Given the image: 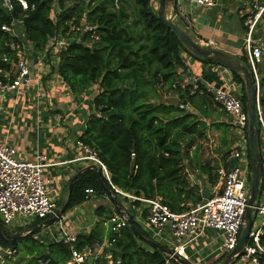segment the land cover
<instances>
[{
	"label": "trees",
	"instance_id": "obj_1",
	"mask_svg": "<svg viewBox=\"0 0 264 264\" xmlns=\"http://www.w3.org/2000/svg\"><path fill=\"white\" fill-rule=\"evenodd\" d=\"M26 1L28 9L15 0L10 10L0 6V79L6 73L10 78L15 77L18 56L11 50L10 43L19 42L2 26L21 20L19 29L27 41L36 52L47 53L49 63L55 60L56 73L71 94L79 96L92 87L98 88L79 141L95 152L107 167L112 184L136 197H161L175 213L186 212L191 206L203 202L205 199L200 188L188 183L186 164L194 161L190 150L195 147L196 156L207 142L208 130L225 124L209 125L206 119L209 117L208 108L215 106L213 96L200 84L194 89L192 84L184 83L183 75L188 71L184 56L217 63L191 55L163 23L160 14L154 11L153 0ZM86 26L92 29L86 30ZM58 37L65 39L67 45L55 55L50 51L49 43ZM241 59L249 66L246 54ZM260 72L259 100L264 118V59ZM232 77L243 86V93L238 97L247 111L244 78L236 73H232ZM167 96L178 98L186 108L166 101ZM246 140L248 142V125ZM222 141L220 162L223 165L230 157V146H226L225 136ZM259 141L263 163L260 134ZM247 152L249 159V147ZM221 163L206 161L202 165V172L209 175L212 185L217 183ZM236 164L234 159L229 169ZM224 167L228 169L226 165ZM103 178L110 186L105 176ZM87 189H93L98 196L108 197L97 173L88 169L75 181L66 213L87 200ZM113 192L119 197L115 190ZM260 195L261 192L258 199ZM132 206L134 214L124 206L128 217L143 236L151 238L135 219L138 208H143V217L147 215L144 204L134 201ZM96 211L104 221L115 214L103 206ZM44 221L37 220L36 224ZM26 237L30 239L32 236ZM0 239L3 245L17 249L19 240L8 243L2 233ZM33 240L30 255L40 250L39 258H34L36 264L39 259L47 258L51 259L49 264H67L72 258L68 244L55 242L46 250L42 243ZM106 240L108 246L100 256L92 263L89 258L85 264H167L168 254L144 243L127 224L109 235L102 229L78 235L75 247L80 252L89 250L94 253ZM159 244L169 249L167 245ZM261 245L264 248V238ZM259 259L264 264V254H260ZM0 264H11L10 257L0 259Z\"/></svg>",
	"mask_w": 264,
	"mask_h": 264
},
{
	"label": "built area",
	"instance_id": "obj_2",
	"mask_svg": "<svg viewBox=\"0 0 264 264\" xmlns=\"http://www.w3.org/2000/svg\"><path fill=\"white\" fill-rule=\"evenodd\" d=\"M12 1L0 0V6L10 10L12 9ZM15 1H18L24 9H28V2L26 0ZM192 1L198 6H215L214 0ZM21 25L22 21L17 20L12 25L2 26L4 31L12 34L19 40V42L12 41L10 43L11 50L16 52L18 56V62L15 64L16 74L14 78H10L8 73H6L4 78L0 79V96L3 97L13 91H19L22 88L27 89L30 86L38 84V81L35 82L29 61L30 50H33V48H31L27 38H25L19 29ZM243 26L246 30L244 40L245 54L256 83L258 94L259 134L264 144V118L259 100L261 89L260 65L264 59V48L260 44V38L264 36V0H249V9L244 14ZM91 29V27L86 26V30ZM213 44L215 42L211 40L206 45H209L208 47L211 48ZM66 45L67 41L62 37H58L50 41L49 48L52 54L56 55ZM47 61V53H44L40 62ZM225 70L229 76H232V72L228 69ZM199 84L212 94L215 106L227 114L230 124L238 130L241 138L238 144L230 150V158L237 160V164L231 169H226L224 165H221L217 171L219 178L210 198L191 206L186 212H173L163 199L158 196L146 199L121 191L112 184L110 173L107 167L98 159L97 154L78 141V145L82 146L85 150V155L80 156L78 160L96 164L102 171L103 176L109 181L111 188L119 196L131 199V203L134 201L142 202L146 208L147 215L143 217L141 222H143L147 232L151 234V238L157 242L162 241L165 245H171L172 247L168 248L187 261H189V255L185 251L186 247L207 233V231L217 232V238L221 239V244L214 250L215 256L219 255L222 257L234 250L244 225L251 176L250 160L247 156L248 152L247 155L244 154V151H247L248 147L246 140L248 113L245 111L241 99L235 94L233 83L227 82L222 87L203 85L198 80L192 83L194 89H197ZM178 105L181 108H186V106L180 103ZM242 141L246 144L244 145ZM54 165H57V163L49 162L48 158L41 154L37 155L34 161L24 160L19 156V152L15 146L6 142H0L1 222L5 225H12L16 221H19L18 224H23L24 226L31 223V221L45 220L55 215L57 201L51 195L49 180H46L45 177L47 168ZM261 181L262 183L264 182L263 170ZM86 193L87 200L95 195L93 189H87ZM253 210L256 214L254 225L244 252L239 256L235 264H261L259 255L264 254V248L261 245V240L264 238V202H257ZM127 218V216L115 213L108 220L106 232L108 234L118 232L127 224ZM57 222L61 223L62 236L56 242L70 245L72 258L69 264H85L89 258L96 259L100 256L103 249L108 246V241L106 240L102 245L98 246L94 253L89 250L80 252L75 247L77 235L69 233L63 228L62 217ZM172 242L176 244H172ZM168 257L169 259H174L173 255H168ZM107 258L110 259L111 256ZM38 262L39 264H49L51 259H39ZM167 264H169L168 260ZM198 264L201 263L199 262Z\"/></svg>",
	"mask_w": 264,
	"mask_h": 264
},
{
	"label": "crops",
	"instance_id": "obj_3",
	"mask_svg": "<svg viewBox=\"0 0 264 264\" xmlns=\"http://www.w3.org/2000/svg\"><path fill=\"white\" fill-rule=\"evenodd\" d=\"M214 1L215 6L207 7L195 5L192 0H177L174 8L175 16L178 14L182 21L185 17L184 22L188 26L187 31L199 43L207 44L208 41L212 40L215 44L211 45V48L220 49L242 58L245 55L244 40L246 36L242 21L244 14L249 9V0ZM169 7V9L173 10L171 6ZM236 16L239 17V21L235 25ZM260 39V44L264 48V36ZM30 46L33 48L31 44ZM30 51V66L35 82L38 81L37 85L39 86L33 85L27 89L22 88L19 91H13L4 97L0 96V142L15 146L19 156L24 160L34 161L37 155L41 154L45 155L49 162L57 163V165L47 168L45 177L46 180H49L51 195L58 201L65 193L67 199L69 179H72L79 170L91 164L90 162L78 160L80 156L85 155V150L78 145V141L85 130L89 114L91 113L93 98L97 94L98 88L92 87L87 93L79 96L71 94L56 73L57 64L55 60L52 59V63H49L48 60L44 67L40 62L43 54L36 52L34 49ZM184 62L188 67L187 73L183 75L185 84H192L195 80H198L203 85L222 87L227 82H230L233 83V89L237 94L241 95L243 93V86L235 82L232 76L227 74L225 67L192 59L188 55L184 56ZM41 74H45V76L42 78ZM36 95L38 96L36 97ZM175 98H168L167 96L165 100L175 102ZM208 113L209 117L206 120L209 125L214 123L225 125L221 128H210L207 133V142L203 144L196 156H194L196 148L193 147L190 150L191 159L194 161L191 164L189 163V165L188 163L186 164L188 183L190 186H198L202 196L206 188L210 190L211 194L215 186L210 183L209 175L202 172V165L206 161H212L213 164L221 163L222 155L220 149L224 146L222 137L225 136L227 138L226 146L229 145L230 150L238 144L241 138L238 130L230 124V119L225 112L213 105L208 108ZM224 129L227 131L223 132ZM242 143L246 144L243 141ZM213 145L214 148H212ZM263 151L264 146L262 147L264 158ZM244 154L247 155V151H244ZM233 160L228 157L226 159L227 163L224 161L223 163L226 164L223 165H226L229 169ZM260 192L261 195L257 202H264V182L262 183V181ZM101 206L118 214L109 197L95 194L80 206L69 210L62 217L63 228L77 236L86 235L96 229L107 231L108 221H104V218L98 216L96 211ZM132 210L135 209L132 208ZM142 211L143 208L136 210L135 219L145 229L143 222H141L143 219ZM36 221H31L29 224H34ZM17 223L19 221L14 224ZM2 224L4 223L2 222ZM28 225H24V227ZM52 225L55 226V228L53 227L55 230L52 227L53 230L47 229L49 226H45L42 229H37L38 226H36L34 229L33 239L42 243L46 250H48L50 244L55 243L62 236L61 223L55 222ZM45 231L49 236L45 234ZM56 232L59 233L58 236ZM208 233V236L212 237L211 241L210 238L208 239L205 236L207 234L205 233L188 245L186 251L188 252L192 247L194 250L190 253H193V256L196 252L198 255L204 252L203 255L205 254V256L203 259H209L211 254H214L213 241L217 238V233L215 231ZM212 235H215V237ZM199 240H202V245L196 247ZM172 244L176 243L172 242ZM34 254L39 255L40 250L35 251ZM218 256L216 255L215 258ZM194 258L196 257L194 256ZM93 260L96 259L91 258L90 262L92 263Z\"/></svg>",
	"mask_w": 264,
	"mask_h": 264
},
{
	"label": "water",
	"instance_id": "obj_4",
	"mask_svg": "<svg viewBox=\"0 0 264 264\" xmlns=\"http://www.w3.org/2000/svg\"><path fill=\"white\" fill-rule=\"evenodd\" d=\"M177 0H161V8L159 11L160 18L163 23L176 34V36L183 43L185 48L190 52L191 55L195 57H200L203 59H209L218 65L225 67L232 73H236L241 75L245 81L246 87V95H247V113H248V147L250 151V164H251V186L249 190V196L247 200V209L244 217V225L239 236L238 243L233 251L225 256V258L219 264H235L236 260L239 256L244 252L245 246L248 242V238L250 232L254 225V205L257 203L258 196L260 194V185L262 179V156H261V148L259 141V122H258V111H257V102H258V94L256 83L253 77V74L249 68V66L243 62V60L233 54L225 52L220 49H213L208 46L202 45L199 43L194 36H192L186 29L182 28L178 24L174 22L175 16V5ZM171 6L174 11L172 16L168 15L167 8ZM178 99L175 98L174 104L178 105ZM92 169L97 173V176L104 187L108 197L110 198L113 205L116 207L117 211L123 215L127 216V212L124 208V205L120 201L119 197H117L112 188L105 182L103 178L102 171L96 164H90L84 169L79 170L72 177L69 187H68V196L65 204L62 208L50 219L41 223L37 229H42L45 226H50L57 222L67 211V207L70 203V195L74 186L75 181L78 177L84 173L86 170ZM211 196L210 190L205 189L203 193V198L209 199ZM128 217V216H127ZM127 225H129L139 239L143 240L144 243L149 245L152 248H157L163 252H166L168 255H173L174 259L179 264H192V262L185 260L179 255L175 254L170 249H165L161 244H159L156 240L152 238H148L143 236L138 229L134 226L132 220L127 218ZM0 233H2L0 228ZM23 237V233H18L14 235L12 240H9L11 243H15L17 239Z\"/></svg>",
	"mask_w": 264,
	"mask_h": 264
},
{
	"label": "rangeland",
	"instance_id": "obj_5",
	"mask_svg": "<svg viewBox=\"0 0 264 264\" xmlns=\"http://www.w3.org/2000/svg\"><path fill=\"white\" fill-rule=\"evenodd\" d=\"M176 6V5H175ZM152 7L154 8V10L156 12L159 13L160 11V8H161V0H154L152 1ZM169 7V6H168ZM170 8V7H169ZM167 8V12H168V15L169 16H172L173 14V10ZM177 12V10H176ZM185 21V17L182 21V19L180 18V16L177 14L176 16H174V22L176 24H178L179 26H181L182 28L188 30V26L187 24L184 22ZM239 21V17L236 16L235 20H234V23L235 25L238 23ZM188 22V21H186ZM202 45H205L207 46L206 44H202ZM190 58L192 59H195L194 57H191ZM45 63L46 62H43L42 66L45 67ZM206 63H210V62H206ZM44 69V68H43ZM42 69V70H43ZM42 75V78L45 76V74H41ZM36 86H39V85H36ZM234 91V90H233ZM235 94L238 96H241L240 94H237L236 91H235ZM38 95H36L37 97ZM226 114V113H225ZM227 115V114H226ZM215 145V144H214ZM214 145L212 146V148H214ZM264 144L262 143V146ZM263 154H264V151H263ZM250 187V185H249ZM119 199L120 201L122 202V204L125 206V208L127 210L130 211V213L134 214V210H132L131 206H132V203H131V199H126L125 197L123 196H119ZM205 199V198H203ZM131 200V201H130ZM57 201V200H56ZM66 202V193L62 195V198L60 200L57 201V209H56V212L55 214L62 208V206L65 204ZM117 212V211H116ZM128 216V215H127ZM50 217H48L47 219L45 220H48ZM36 224V222L34 223ZM34 224H29L28 226H23L21 224H12V225H5V224H2V222L0 223V226H1V231H2V234L5 236V238L8 240V243H11L9 240H12V238L14 237V235L18 234V233H23V237H20L18 240H19V243L17 244V249L16 250H13L11 247H8V246H5L3 245V240L0 239V259H3L5 257H10L11 259V264H36L35 263V260L34 258L35 257H38L39 255L38 254H34L33 256L30 255L29 253V248L32 247L34 245V229L36 228V226H38L37 224L34 225ZM55 226L53 225H50L49 228L47 229H52V228ZM53 228V229H54ZM52 229V230H53ZM55 230V229H54ZM208 232H213V231H207V234L205 235L208 239L210 238V241L212 239V237L208 236ZM217 233V232H216ZM45 234L49 236V234H47V232L45 231ZM148 234L151 236V234L148 232ZM31 237L30 239H28L26 236ZM56 235L58 236L59 233L56 232ZM213 237H215V235H212ZM26 237V238H25ZM217 237H218V233H217ZM159 241V240H158ZM159 242H162V241H159ZM163 243V242H162ZM141 245H145L143 243L140 242ZM221 244V239L219 238H216L215 241H213V247L216 248L218 247L219 245ZM168 247H172L171 245L167 244ZM202 245V240H199L198 241V244L196 247H200ZM187 249V247H186ZM185 249V251H186ZM192 250H194L192 247L189 249V251L186 253L189 255V261H191L193 264H198L199 262L201 264H219L223 258H221L220 256L215 258V254H211L210 258L209 259H205L203 260L205 254L203 255L204 252H201L199 253V255L197 254V252L195 253V257L193 256V253H190ZM211 251V250H210ZM209 251V252H210ZM223 256H226V255H223ZM199 257V258H198ZM199 259V260H198ZM197 260V261H196ZM168 261H169V264H179L175 259H169L168 258Z\"/></svg>",
	"mask_w": 264,
	"mask_h": 264
}]
</instances>
